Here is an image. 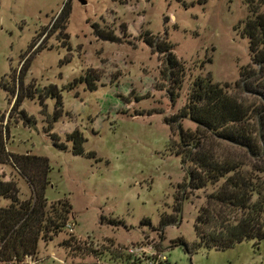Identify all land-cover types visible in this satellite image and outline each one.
<instances>
[{
  "label": "rangeland",
  "instance_id": "rangeland-1",
  "mask_svg": "<svg viewBox=\"0 0 264 264\" xmlns=\"http://www.w3.org/2000/svg\"><path fill=\"white\" fill-rule=\"evenodd\" d=\"M85 1L0 0L5 156L47 158V203L67 200L74 223L71 232L41 240L36 256L20 264H149L138 255L143 243L163 252L160 264H264V239L192 249L198 209L211 189L188 188V163L173 145L179 131L167 123L186 105L197 77L233 87L252 63L243 34L246 0ZM96 25L121 41L99 38ZM162 42L183 66L179 88L166 71V54L156 49ZM87 75L95 76V87ZM178 121L184 131L196 128ZM76 131L78 144L69 137ZM0 179L14 180L21 200L32 196L10 159L0 162ZM178 203L180 220L162 226ZM8 205L0 196V206Z\"/></svg>",
  "mask_w": 264,
  "mask_h": 264
},
{
  "label": "trees",
  "instance_id": "trees-1",
  "mask_svg": "<svg viewBox=\"0 0 264 264\" xmlns=\"http://www.w3.org/2000/svg\"><path fill=\"white\" fill-rule=\"evenodd\" d=\"M246 3L249 15L243 34L249 39L252 63L242 70L233 87L213 82L210 77H197L180 114L167 118L171 129L179 131V143L173 145L183 162L188 163V188L211 189L194 223L197 239L191 247L195 250L202 247L223 250L243 241L264 239V0ZM94 29L103 40L121 41L114 30L98 25ZM143 40L154 46L149 32ZM172 47L165 42L156 45L158 51L166 54V71L179 88L183 66ZM94 77H86L91 87L96 86ZM20 100L19 94L9 119ZM184 119L195 124L194 131L181 128L178 120ZM69 137L77 144L82 140L78 132ZM75 153H82L78 145ZM8 159L32 190V196L23 201L14 180L0 179V196L10 199V205L0 206V264H20L27 257L36 256L41 240L52 239L51 234L56 235L66 227L72 206L67 200L48 205L47 158L30 154L5 156L4 142L0 139V162ZM181 208L178 203L174 214L162 217L161 225L177 223ZM185 247L188 251V246Z\"/></svg>",
  "mask_w": 264,
  "mask_h": 264
},
{
  "label": "built area",
  "instance_id": "built-area-1",
  "mask_svg": "<svg viewBox=\"0 0 264 264\" xmlns=\"http://www.w3.org/2000/svg\"><path fill=\"white\" fill-rule=\"evenodd\" d=\"M73 227H74V223L68 221L65 228L71 232L73 230ZM138 251H139L138 255L141 254L140 257L147 259L149 261V264H160L167 260L163 252L157 250V248L154 247L153 245L147 247L146 243H143L138 247ZM130 252L134 253L133 250H130Z\"/></svg>",
  "mask_w": 264,
  "mask_h": 264
},
{
  "label": "water",
  "instance_id": "water-1",
  "mask_svg": "<svg viewBox=\"0 0 264 264\" xmlns=\"http://www.w3.org/2000/svg\"><path fill=\"white\" fill-rule=\"evenodd\" d=\"M81 4L85 5L86 1L85 0H80Z\"/></svg>",
  "mask_w": 264,
  "mask_h": 264
}]
</instances>
